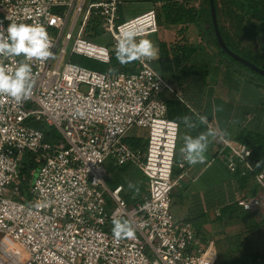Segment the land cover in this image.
I'll use <instances>...</instances> for the list:
<instances>
[{"label":"built area","instance_id":"obj_1","mask_svg":"<svg viewBox=\"0 0 264 264\" xmlns=\"http://www.w3.org/2000/svg\"><path fill=\"white\" fill-rule=\"evenodd\" d=\"M122 3L104 0L84 8L85 0H0L5 28L9 23L43 25L54 45L52 59L31 62L30 99L17 104L0 96V264L217 262L194 223L177 220L171 211L177 183L174 167L185 169L186 161L176 160L180 125L174 127L177 121L168 117L166 94L174 92L172 81L154 68V58L137 61L133 72H100L70 58L61 68L70 43V56L110 62V48L84 32L92 14L114 46L126 29L137 31L138 40L158 33L155 9L120 22ZM57 9H63L62 18L54 31ZM20 59L0 57L13 68ZM37 122L54 128L61 136L59 142L49 144L44 132L33 125ZM135 127L148 132L144 148L125 142ZM218 142L229 148L226 164L232 173L253 172L251 148L235 146L223 134ZM27 153L36 163L28 200L21 193L25 179L21 166ZM106 161L140 169L145 191L133 193L132 198L140 196L136 202H127L121 184L112 190L107 187ZM253 180L264 190V168ZM237 203L244 210L257 211L264 206V197L239 195ZM114 217L131 223L134 238L114 236Z\"/></svg>","mask_w":264,"mask_h":264},{"label":"crops","instance_id":"obj_2","mask_svg":"<svg viewBox=\"0 0 264 264\" xmlns=\"http://www.w3.org/2000/svg\"><path fill=\"white\" fill-rule=\"evenodd\" d=\"M101 1L104 0H89L88 5ZM122 1L119 7L120 22L152 9L162 15V6L168 0ZM169 1L196 9L204 4V0ZM159 26L158 33L152 34L154 37L149 35L147 39L153 43L156 53L153 57L154 68L172 81L174 92L167 94L171 96L176 93L192 111L205 115L209 124L235 146L249 147L243 142L247 133L264 135V86L250 82L221 61L195 23H164ZM182 31L185 33L182 34ZM162 44L166 45L169 54L183 48L184 59L178 68L173 67L174 71H166L174 62L171 60L170 65L162 62ZM181 68H187V71H181ZM167 94L166 98L169 97ZM185 134L191 133L182 127L180 147ZM228 152L229 148L223 149L218 137L212 140L203 163L189 165L186 162V168L177 176L172 194V214L177 220L189 219L194 223L203 240L211 245L210 250L216 260L224 248L223 244L228 248L222 256L224 260L254 253L248 248L254 239L263 241L259 250L264 251V206L257 211H248L237 203L239 195L258 196L259 188L252 178L243 182L241 175L228 169ZM235 242L237 246L242 243L248 246L232 250Z\"/></svg>","mask_w":264,"mask_h":264},{"label":"trees","instance_id":"obj_3","mask_svg":"<svg viewBox=\"0 0 264 264\" xmlns=\"http://www.w3.org/2000/svg\"><path fill=\"white\" fill-rule=\"evenodd\" d=\"M264 2V1H263ZM254 3V1L252 2ZM255 4V3H254ZM215 5L217 9L218 14V1L215 0ZM58 13V20L56 23V26H54L52 29L54 31H57V27L61 21L62 18V10L63 9H57ZM261 10L257 8L256 6H252V8L249 10L252 14H258ZM158 15V23L161 24H178V23H195L200 33L203 37H206L207 42L210 46V49L217 55L221 61H223L228 67L232 68L233 70L239 72L243 77H245L250 82L255 83L258 86H264V76L256 73L251 68L241 64L240 62L236 61L231 56L227 55L219 46L216 37L214 35V27H213V21L211 17V10L209 6V0H204V4L200 6L199 9H196L194 7H190L189 5H186L184 3L176 2V1H166L165 4L162 6V15L157 11ZM218 22L220 26V30L222 32V36L224 40L226 41L227 45L231 50L234 52L240 54L241 56L249 59L253 63H255L260 68L264 69V65L262 66L255 58H253L251 55L244 53L241 50H238L235 48L230 40L228 35L226 34L224 27L221 25L218 17ZM90 30L92 37L100 36L102 34V28L100 20L97 16L91 15L87 21V24L85 26L84 32ZM185 32L182 31V34ZM86 34V33H85ZM115 49L116 46H113L110 48L111 51V57L110 62L106 63L94 58H90L87 56L79 55V54H72L70 56V59L73 63L92 69L97 70L100 72H106L108 70H111L113 72H133L136 69L137 61H133L129 64L121 66L115 57ZM183 48H178L173 54H169L167 47L165 44L160 45V54L162 58L163 63H167L170 65V61L172 60L174 62V65L166 68L167 70H175L173 67L178 68V65L180 62L184 59L183 51H181ZM184 68V67H183ZM181 68V71H187V68L183 69ZM167 106H168V117L172 120H175L178 122V117L183 115H191L192 110L187 106V104L176 95L169 96L166 98ZM33 125L41 129L45 134V139L49 144H54L59 142V139H61V136L57 133V131L52 127H47L42 123H33ZM184 127L183 124H180V130ZM203 130V129H201ZM192 135H196V131L189 130ZM148 138V132L145 128L135 127L130 131L128 136L125 139V142L130 145L133 148H144L147 143ZM180 141V140H179ZM243 142H245L250 148H251V156L250 161L253 164V172L248 174L247 176H241V181L246 182L249 179H253V176L255 173L260 172L264 168V135L260 134H252L247 133L244 137ZM180 147V144H179ZM180 159V150L178 149V152L176 154V160ZM259 164V166H257ZM36 167V163L31 157V154L27 153L24 156V159L22 161L21 166V173L24 175L25 179L22 182L21 185V193L25 199L28 200L29 198V181L32 178L31 170ZM183 172V169L178 168L177 166L174 167L173 171V177L177 178L178 175H180ZM144 186V184H141ZM132 192L125 193L124 198L127 200L129 204L136 202L140 196H137L138 198H132L133 193L136 191V189L139 190V194L143 193L145 189L142 186L134 185ZM237 206V205H236ZM227 208L223 210L226 211ZM189 220V219H188ZM191 221V220H190ZM217 264V263H216ZM222 264H264V251L258 250L254 253H251L250 255H242L238 257L237 259L233 258H226L222 261Z\"/></svg>","mask_w":264,"mask_h":264},{"label":"clouds","instance_id":"obj_4","mask_svg":"<svg viewBox=\"0 0 264 264\" xmlns=\"http://www.w3.org/2000/svg\"><path fill=\"white\" fill-rule=\"evenodd\" d=\"M137 36L135 30L121 31L115 49L116 60L121 66L142 59L150 60L156 55L153 43L148 39L138 40ZM53 47V41L43 25L9 23L5 28L0 21V57L4 60L22 58L14 68L0 60V96L10 97L17 104L30 99L34 86L31 62H46L52 59ZM180 124H183L185 129L197 132L196 135H184L180 148L183 160L189 165L203 163L209 143L222 133L209 124L205 115L195 110L191 115L178 117L174 127L178 128ZM128 186L130 189L135 187L131 182ZM112 223L116 238H134L135 232L128 220L114 217Z\"/></svg>","mask_w":264,"mask_h":264},{"label":"rangeland","instance_id":"obj_5","mask_svg":"<svg viewBox=\"0 0 264 264\" xmlns=\"http://www.w3.org/2000/svg\"><path fill=\"white\" fill-rule=\"evenodd\" d=\"M218 1V17L221 25L224 27L226 34L229 37L231 44L238 50L243 51L255 58L262 66L264 65V0H217ZM254 1V3H252ZM89 0H85L84 8L88 6ZM252 6L259 8L260 13L252 14L249 10ZM74 15V13H73ZM82 16L79 18L76 28L80 26ZM86 35L95 41V43L105 45L109 48L114 46L113 39L109 33H105L102 29V34L100 36L92 37L91 31L86 30ZM151 36V35H150ZM154 37V35H152ZM151 36V37H152ZM143 37V39H147ZM150 40V39H148ZM151 41V40H150ZM63 44V39H61L60 46ZM70 45L67 47L66 54L63 56L61 61V68L65 62L70 58ZM60 48V47H59ZM59 48L56 52V58L59 55ZM85 89V88H83ZM170 94V93H169ZM167 94V96H170ZM106 174L105 183L109 189H113L116 185L121 184L124 187L125 193L132 192L133 188H129V182L133 185L142 186L145 189V185H141L144 182V178L140 169L135 165H125V166H114L110 162L105 163ZM258 187V186H257ZM259 188V187H258ZM174 191V190H173ZM108 193V191H107ZM259 197H264V190L259 188ZM109 197V196H108ZM112 206V205H110ZM172 206V205H171ZM172 206V212H174ZM110 212L111 208H107ZM247 240H245L246 243ZM251 242V241H249ZM232 244V243H231ZM224 248L221 249L220 255H218L217 264H222L225 257L226 251L228 250L226 244H223ZM248 247L252 251L259 250L263 245L261 239H254V241ZM245 244L233 243V248H239ZM231 247V246H230ZM222 259H221V258Z\"/></svg>","mask_w":264,"mask_h":264},{"label":"water","instance_id":"obj_6","mask_svg":"<svg viewBox=\"0 0 264 264\" xmlns=\"http://www.w3.org/2000/svg\"><path fill=\"white\" fill-rule=\"evenodd\" d=\"M209 6L211 10V17L213 21V27H214V35L216 37V40L220 46V48L229 56L234 58L236 61L240 62L241 64L251 68L254 70L256 73L264 76V69L260 68L257 66L255 63L250 61L249 59L241 56L240 54L234 52L229 48L227 45L226 41L224 40L222 36V32L220 30L219 22H218V14H217V9L215 5V0H209Z\"/></svg>","mask_w":264,"mask_h":264}]
</instances>
